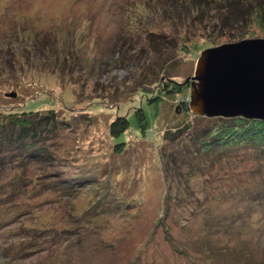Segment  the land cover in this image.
<instances>
[{
  "label": "rangeland",
  "instance_id": "374dc122",
  "mask_svg": "<svg viewBox=\"0 0 264 264\" xmlns=\"http://www.w3.org/2000/svg\"><path fill=\"white\" fill-rule=\"evenodd\" d=\"M163 5L152 0H0V113L53 110L66 124L52 140L53 164L31 163L26 169L19 164L0 173V245H14L12 256L0 252V264H211L195 252L207 237L218 254L222 246L235 247L225 253L240 257L247 251L245 260L264 262L262 209L242 198L264 186V158L241 148L214 165L210 153L192 166L181 163L193 169L184 171L187 185L180 182L183 206L178 208L167 206V185L175 179H165L161 156V148L166 154L174 145L186 154L194 151L179 139L166 145V131L195 124L196 118L204 126L203 117L179 106L189 95L200 53L249 36L264 38L263 14L235 34L221 26L222 14L219 20L207 15L203 23L174 30L166 17H157ZM150 32L163 37L156 39L159 51L173 46L176 53L164 65L171 80L160 78L154 85L152 71L166 69L155 62L157 45L148 42ZM175 83L180 93H163L177 90ZM153 98L159 101L150 105ZM139 111L146 119L140 126ZM116 117L129 119L130 127L114 140L109 126ZM22 174L24 188L14 196ZM64 175L89 182H82V192L65 196L54 188ZM95 197L100 198L95 210L108 211L100 218L86 212ZM159 220L178 249L184 242L192 247L187 255L174 252ZM208 224L231 234L209 236ZM66 228L74 237L58 235ZM37 230L44 232L37 237Z\"/></svg>",
  "mask_w": 264,
  "mask_h": 264
},
{
  "label": "trees",
  "instance_id": "16d2710c",
  "mask_svg": "<svg viewBox=\"0 0 264 264\" xmlns=\"http://www.w3.org/2000/svg\"><path fill=\"white\" fill-rule=\"evenodd\" d=\"M153 2H162L163 9L160 8L157 12L158 16L166 17L167 19V25L169 28L178 30L179 28L183 29L185 25L193 22H201L203 23V20L205 21L206 16L208 15L209 18H213L216 20H219L222 15H225L226 17L223 18V24L222 20L221 26L230 27L232 30V34H235L239 32L240 28H246L248 29L251 25H254L258 18L261 17L264 19V0H152ZM166 6V7H164ZM260 12V14H259ZM231 20V21H230ZM250 22V23H248ZM243 23V24H241ZM241 24V25H240ZM244 25V26H243ZM180 29V30H181ZM229 29V30H230ZM239 29V30H238ZM166 34V35H165ZM163 34L164 36H168L169 38L166 39L168 42L173 45L175 43L174 38L167 35L165 32ZM148 42L152 43L153 40H155V45L157 47L155 48L156 53H153V55L156 57L158 54V58L155 62L161 61L162 65L165 64L170 65L172 62L171 60L174 59L176 56V53L174 51L173 46L170 48L167 46L168 49H164L162 52L159 51L158 47H160V42H158L156 39H163V37H159L158 34L154 33H147L146 35ZM247 39H253L252 36H249ZM264 39V38H262ZM127 40V37L125 36L123 38L122 46H126L127 44L124 43ZM234 43V42H232ZM230 44V43H225ZM170 45V44H169ZM220 46V45H219ZM217 47V46H215ZM182 49V48H181ZM162 55H166L167 59L166 61L161 58ZM171 59V60H170ZM159 66V65H158ZM166 70L160 71H152V84H156V82L160 78H166L167 80H171L173 77L170 73H168L169 69L164 66ZM174 85H178L175 83ZM189 95L187 96L186 100H182L181 107H184L186 112L191 113L188 108V99L190 96V84H189ZM182 89L172 90L169 88H166L163 90V93L166 95H174L175 93H180ZM159 100L157 98H153L150 105H153L157 103ZM144 113L139 111L135 115V119H138L139 126L142 125L146 119L144 118ZM197 119V118H196ZM193 123H188L184 126H178L176 129L171 131H166L164 134V139L166 142V145H169L170 143H175V140L178 141L181 140V144L183 147V142L187 143L190 142L194 146L193 149H187L190 154H186L185 152L181 151L179 149V146L174 145L172 146L174 150H171L169 152L166 151V154L163 152L164 148H161L162 150V158L165 159L164 162V177L165 179H169V177H172V179H175L173 182L169 183L167 185V189L169 190L170 194L168 193V205L167 206H173L180 208L183 206V199L181 196H179L180 193V182L184 183V185H187V177L185 175L186 172L192 171L193 168H183L181 166V163H188L189 166L194 165L196 159H198V156L204 155V153H210L214 155V160L212 161V164H217L220 160H223L224 158L229 157L228 155L232 154L235 151H239L241 148L248 149L249 151L256 154L257 157L264 158V122L258 121V120H246L244 118H230V119H224V118H213V119H207V118H200L204 119L205 123L204 126L200 127L197 124L198 119ZM200 120V121H204ZM193 125H198L193 126ZM66 126V124L61 121L57 113L53 110H47V111H32V109H29L27 111L22 112H8L6 114L0 113V173H3V171H6L8 168H13L18 166L19 164H22V166H25V169L31 164V163H37V164H53L52 162H55L56 156L52 155L53 150L51 148L52 140L54 137L59 135V132ZM139 126L137 125V128L140 130ZM130 127V120L125 119L122 117H116L115 120L110 124L109 126V133L110 136L117 140L119 139ZM184 128V129H183ZM171 132V133H170ZM175 151L177 155L175 154ZM262 155V156H261ZM190 160H192L190 162ZM191 164V165H190ZM212 165V166H213ZM182 168V169H181ZM174 170V172H173ZM198 170V169H196ZM186 171V172H184ZM174 174V176L170 175ZM253 172V170L251 171ZM67 176V175H66ZM65 175L60 177L59 179H56L55 184L61 185L56 186L54 188H57V190H61L64 192L65 196H71L75 192H82L79 188H82V182H89L82 179H73V177ZM97 177V176H96ZM25 175L22 174L20 179V186H17L18 189H16L12 194L16 196V194L22 192V189L24 188L23 185H21L24 182ZM14 178L12 177L9 182L4 183L9 184V186L12 184ZM186 180V181H185ZM53 182V183H54ZM3 184V186H4ZM93 183L87 184L88 186H91ZM174 187H178L179 189L174 193V195L171 194V191H173ZM244 191V190H243ZM246 191V190H245ZM247 195H243V199H247L248 204L250 205H256L260 206L262 209V215H264V186L259 187L258 189L255 187L251 190L246 191ZM18 196V195H17ZM97 198V197H95ZM100 198H97L86 210V212L93 213L97 217L100 218V215L103 213H107L106 209H97L96 205H94L96 202H99ZM182 202V205L180 203ZM100 203V202H99ZM98 203V204H99ZM117 208L122 209L120 205L117 206ZM167 210V207H166ZM164 218V217H162ZM207 218V217H206ZM165 219V218H164ZM208 220L212 219L211 217L207 218ZM206 221V223L208 222ZM264 220V218H263ZM2 224V222H1ZM159 226L162 228L165 227L162 220H159ZM211 226V224H208V227ZM230 228V226L228 225ZM245 227H248L250 230L252 228V225L245 224ZM211 230L207 229V234L212 237H217L219 233L225 232L231 234L228 229H225L222 231L220 228L214 226L210 228ZM170 229H167L165 227L164 232H166V240H169V244L174 249V252L179 254H186L188 249L192 248L189 247L187 242H184L181 245V248L178 249L175 246L176 240L171 237L172 233L169 231ZM241 230V229H240ZM40 233H38L37 237L43 233V230H37ZM29 234L26 232V235ZM58 235H66V237L71 236L74 237L73 231L69 229H62L59 231ZM248 235V234H247ZM246 235L245 238H248ZM81 234L76 235L77 242L80 241ZM244 235L242 234V237ZM44 237V236H43ZM29 242V244L32 243L33 239ZM207 243L203 241H200L199 244L203 245V248L201 250H197V255L200 257H203L206 261L208 260L211 264H264V262L256 261L252 263V260L249 258L245 260L246 257H248L247 251H242L240 257L234 256L235 252H232L230 254L225 253L227 250H234L235 247H228V246H222L220 247L224 251H220L219 254L215 250L212 244L209 245V237L206 238ZM72 242V241H71ZM69 242V244L71 243ZM28 244V242H26ZM72 244V243H71ZM70 244V245H71ZM29 246V245H28ZM11 247H14V245L10 244L9 242L6 243L5 246L0 245V252L4 251V256H12L11 253L13 252ZM68 247V245H67ZM187 255V254H186ZM218 255V256H217ZM238 257V258H237ZM216 260V261H215Z\"/></svg>",
  "mask_w": 264,
  "mask_h": 264
},
{
  "label": "water",
  "instance_id": "95a60500",
  "mask_svg": "<svg viewBox=\"0 0 264 264\" xmlns=\"http://www.w3.org/2000/svg\"><path fill=\"white\" fill-rule=\"evenodd\" d=\"M189 80L188 108L193 116L264 122V39L202 51Z\"/></svg>",
  "mask_w": 264,
  "mask_h": 264
}]
</instances>
